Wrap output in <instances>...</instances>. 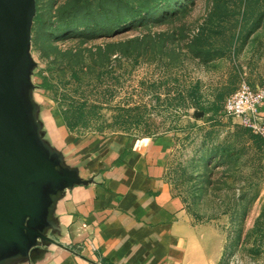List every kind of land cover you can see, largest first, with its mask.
I'll return each instance as SVG.
<instances>
[{
  "label": "rangeland",
  "instance_id": "obj_1",
  "mask_svg": "<svg viewBox=\"0 0 264 264\" xmlns=\"http://www.w3.org/2000/svg\"><path fill=\"white\" fill-rule=\"evenodd\" d=\"M218 1L38 0L35 96L77 138H173L167 178L227 233L223 264H264V137L224 110L264 86V0Z\"/></svg>",
  "mask_w": 264,
  "mask_h": 264
},
{
  "label": "crops",
  "instance_id": "obj_2",
  "mask_svg": "<svg viewBox=\"0 0 264 264\" xmlns=\"http://www.w3.org/2000/svg\"><path fill=\"white\" fill-rule=\"evenodd\" d=\"M45 119L53 143L96 181L61 199L67 248L35 264H223L227 233L191 214L167 178L173 138H77L64 120Z\"/></svg>",
  "mask_w": 264,
  "mask_h": 264
},
{
  "label": "water",
  "instance_id": "obj_3",
  "mask_svg": "<svg viewBox=\"0 0 264 264\" xmlns=\"http://www.w3.org/2000/svg\"><path fill=\"white\" fill-rule=\"evenodd\" d=\"M38 0H0V264H35L67 248L57 207L85 178L49 136L35 96L33 28Z\"/></svg>",
  "mask_w": 264,
  "mask_h": 264
},
{
  "label": "built area",
  "instance_id": "obj_4",
  "mask_svg": "<svg viewBox=\"0 0 264 264\" xmlns=\"http://www.w3.org/2000/svg\"><path fill=\"white\" fill-rule=\"evenodd\" d=\"M264 86H251L244 82L238 90L224 100L227 116L240 119L255 134L264 137Z\"/></svg>",
  "mask_w": 264,
  "mask_h": 264
},
{
  "label": "trees",
  "instance_id": "obj_5",
  "mask_svg": "<svg viewBox=\"0 0 264 264\" xmlns=\"http://www.w3.org/2000/svg\"><path fill=\"white\" fill-rule=\"evenodd\" d=\"M242 1H244V2H246L247 0H242ZM219 4H221V5H225L226 4V0H224V2H220V1H218L217 2V6L219 5ZM39 15L37 16V20L39 19ZM43 89H44V87H42ZM77 117H79V118H76V116H75V114H74V116L73 115H69L68 113L66 114V115H64V118H63V120L65 121V123H66V125L69 127V129L72 131L73 129H75L76 128V126L78 125V123H79V121H80V115L79 116H77Z\"/></svg>",
  "mask_w": 264,
  "mask_h": 264
}]
</instances>
